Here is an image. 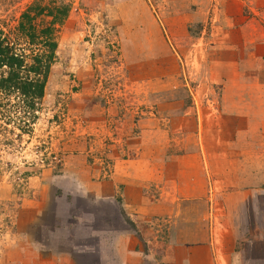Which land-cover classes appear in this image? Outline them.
<instances>
[{"label":"rangeland","instance_id":"374dc122","mask_svg":"<svg viewBox=\"0 0 264 264\" xmlns=\"http://www.w3.org/2000/svg\"><path fill=\"white\" fill-rule=\"evenodd\" d=\"M33 4L66 16L53 25L55 58L29 132L0 117V264H118L133 250L118 234L145 229L151 244L137 252L153 264H209L213 254L219 264L222 221L212 230L210 202L137 229L123 188L145 181L154 198L178 159L198 151V128L212 149L218 129L264 130V0H0V31L13 37ZM106 206L116 214L96 212ZM247 245L264 264V246Z\"/></svg>","mask_w":264,"mask_h":264},{"label":"crops","instance_id":"0c3cea01","mask_svg":"<svg viewBox=\"0 0 264 264\" xmlns=\"http://www.w3.org/2000/svg\"><path fill=\"white\" fill-rule=\"evenodd\" d=\"M227 126L225 122L221 128L226 129ZM258 127L256 133L253 131L254 135L249 134L251 132L249 130L225 135L221 131L219 133L218 129V134L213 133L217 139L216 149L210 148L206 140L204 132L209 131L206 130L208 127L198 128L197 134H201V131L203 134V141L199 143L198 151L178 159L171 175L167 173L159 181L160 185L157 188L159 193L154 198L143 189L145 181L136 182L130 179L125 183L121 201L122 210L138 229L140 225L149 224L157 216L162 219L167 216H178L179 208H181L179 205L201 203L207 206L206 202H210L207 218L212 230L213 225L217 223L221 225L219 221H222L224 241L216 247L222 258L219 264H262L259 260L253 261L254 259L245 250L248 243L259 245V248L264 246V153L261 155L264 147V130L263 127ZM256 136L260 139L252 142L251 138ZM245 159H249L252 165L250 169L247 167L248 164L245 165ZM217 193H223L222 198L227 200L219 207ZM230 200L232 202L228 203ZM106 207L110 211L103 208L97 209L96 212L102 216L116 214L114 206ZM218 209L221 211L219 214L215 211ZM145 227L142 226V228ZM145 232L142 231V235L124 232L118 234V237L128 236L129 244H131L129 250L133 248L128 257L118 258L119 263L116 260L118 264H153V256L144 254L140 256V252H137L139 247L151 244L150 231L145 229ZM182 240L185 239H178L175 242L176 247L184 245ZM153 243L159 244L156 241ZM160 244L165 246L163 241H160ZM167 248L165 246L166 258ZM215 258L214 254L212 258L209 257V264H213ZM199 262L198 259L193 258L176 261L177 264H198Z\"/></svg>","mask_w":264,"mask_h":264},{"label":"trees","instance_id":"16d2710c","mask_svg":"<svg viewBox=\"0 0 264 264\" xmlns=\"http://www.w3.org/2000/svg\"><path fill=\"white\" fill-rule=\"evenodd\" d=\"M65 16L64 7L47 11L33 4L22 14L13 37L0 31V117L18 119L23 133L37 119L57 47L53 25ZM42 17H52V26L37 22Z\"/></svg>","mask_w":264,"mask_h":264}]
</instances>
